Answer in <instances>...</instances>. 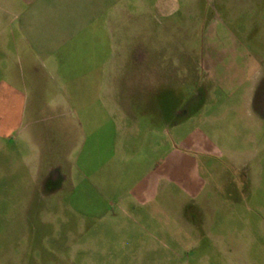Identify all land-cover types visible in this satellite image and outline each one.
<instances>
[{
    "label": "crops",
    "instance_id": "1",
    "mask_svg": "<svg viewBox=\"0 0 264 264\" xmlns=\"http://www.w3.org/2000/svg\"><path fill=\"white\" fill-rule=\"evenodd\" d=\"M194 1L0 0V106L11 104L13 110L12 113L0 110V121H29V135L33 138L30 142L35 143L37 149L32 158H19L18 163L30 171L34 183L38 184L39 191L32 192V198L38 195L40 199L66 201L64 207L46 209L49 216L63 217L72 213L92 217L91 229L107 227L108 232L116 235V241H91L93 247H107V250L94 249L99 256L108 258L117 254L121 259L126 255L123 249H141L144 243L156 247L163 223L179 222L180 205L173 187L181 190L186 200L195 202L203 197V182L191 181L189 174L176 177V173L187 168L185 164L190 163L189 159L181 155L177 145L164 140L163 131L140 128L135 122L140 115H137L138 110L145 119L151 111L147 105L152 101L149 102L147 95L155 97V104L160 106L161 87L156 80L134 91L122 76L132 67L146 65L153 54L143 49L139 62L134 63L133 51H130L128 65L124 58L118 65H109V60L94 62L97 50L89 46L101 30L110 54H114L116 23L123 17L148 16L159 26L167 22L170 29H175L178 27L175 19L181 14L185 15L188 29H196L191 23H197L196 20L202 23L201 18L194 12L182 10ZM210 3V12L204 15L201 28L202 50L200 53L185 50V53L194 66L201 57L198 63L207 73L204 86L208 94L223 95L225 101L239 96L242 104L254 105L253 90L255 92L261 82L250 75L248 41L264 39L260 34L264 30L259 27L264 23V14L259 18L264 0H210ZM193 15L194 21L190 22ZM245 15L247 19L243 20ZM220 16L224 18L218 20L216 17ZM227 23L236 26L228 27ZM183 36L191 38L188 33ZM227 40L231 41L229 45ZM68 72H75V77L68 80ZM99 75L100 80H97ZM50 79L58 81V95L48 100L35 96L32 99ZM91 90L93 93L102 91L104 95L88 98ZM208 104H217V101L212 99ZM159 106L151 108L155 109L156 116L162 114ZM86 120L104 121L95 129L104 130L112 152L135 153L125 159L113 156L107 165L93 170L91 180L85 176L80 158L73 162L69 158V155L81 156L85 135L97 134L93 128L89 131L88 125L83 123ZM53 136L59 137L56 146ZM190 138L182 142L185 150L206 151V144H199L195 136ZM27 147L30 148L29 143ZM8 151L9 157L20 152L17 145L10 146ZM165 152L167 162L163 161ZM85 185L90 191H80ZM73 199H97L101 207L96 211L97 204H94L93 208L85 210L77 202H68ZM135 252L134 256L142 255L139 250Z\"/></svg>",
    "mask_w": 264,
    "mask_h": 264
},
{
    "label": "rangeland",
    "instance_id": "2",
    "mask_svg": "<svg viewBox=\"0 0 264 264\" xmlns=\"http://www.w3.org/2000/svg\"><path fill=\"white\" fill-rule=\"evenodd\" d=\"M210 4V0H196L182 7L183 11L194 12L201 18L202 23L199 20L193 22L194 15L190 19L191 26L195 24L196 29H188L185 15L181 14L175 19L176 27L178 25L175 29H170L167 22L159 26L148 16L123 17L116 23L114 54H110L101 30L89 46L97 50L94 62L107 63L109 60V65H118L122 63L121 59L128 65L130 51H133L134 63L139 62V53L143 49L153 54L146 65L132 67L122 76L133 90L156 80L161 87L160 106L155 104V97L147 95L149 102L152 101L147 105L148 111L151 110L147 113L149 116L143 118L140 116L143 112L138 110L137 115H140L135 122L140 128L163 131L164 140L177 145L178 151L190 163H186L187 168L176 173V177L189 174L191 181L203 182V197L198 202L186 200L181 190L174 186L181 211L179 222L163 223L156 247L144 243L145 247L141 249H123L126 255L121 259L117 254L108 258L99 256L94 249L107 250V247H93L91 241H116V235L108 232L107 227L91 229L92 217L72 213L63 217L49 216L46 209L64 207L66 201L40 199L38 195L32 198V192L39 191L38 184L34 183L30 171L18 163L19 158H32L37 149L35 143L30 142L33 138L29 135V121H0V134H4L0 135V264H264V106L258 101L259 86L255 92L253 90L254 105L249 106L242 104L239 96L225 101L223 95L208 94L204 86L207 73L198 63L201 57L197 56V66H194L191 57L185 53V50L201 52V28L204 15L210 12ZM259 12V18H262L264 8ZM216 18L220 20L224 16ZM259 27L264 30V23ZM186 33L191 35L189 40L183 36ZM260 34L264 35L263 32ZM248 42L251 47L250 75L264 82V39ZM75 75V72H68L67 79H73ZM57 82L46 80L45 86L39 89L38 95L31 96L32 99L47 97L48 100L58 95ZM89 92L88 98L104 95L102 91ZM212 99H216L217 104H208ZM156 106L162 109L159 116L151 109ZM0 110L13 111L12 105L6 103ZM9 122L14 127H10ZM103 122L83 121L89 131ZM19 125L20 130L16 132ZM103 131L96 128V135L84 136L85 148L80 157L69 155L70 162L80 158L84 174L90 180L93 170L107 165L113 156L125 159L135 154L112 152ZM190 136H195L199 144H206V151L185 150L182 142ZM58 138L52 137L55 146ZM13 145H17L20 152L9 157L8 149ZM166 157L165 152V162ZM103 176H106L105 170ZM79 189L90 191L87 185ZM68 202H77L85 210L93 208L94 204H97L96 211L101 207L97 199ZM25 208L27 210H22ZM137 250L141 256L133 255Z\"/></svg>",
    "mask_w": 264,
    "mask_h": 264
},
{
    "label": "flooded vegetation",
    "instance_id": "3",
    "mask_svg": "<svg viewBox=\"0 0 264 264\" xmlns=\"http://www.w3.org/2000/svg\"><path fill=\"white\" fill-rule=\"evenodd\" d=\"M258 88H259V93H258L259 100L258 101L260 102L261 106H264V82H261ZM52 181H54V178H52Z\"/></svg>",
    "mask_w": 264,
    "mask_h": 264
}]
</instances>
